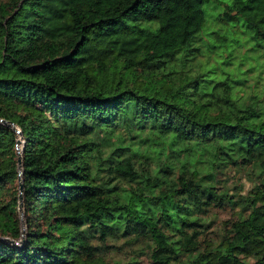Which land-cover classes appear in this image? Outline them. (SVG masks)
Instances as JSON below:
<instances>
[{
    "label": "trees",
    "instance_id": "16d2710c",
    "mask_svg": "<svg viewBox=\"0 0 264 264\" xmlns=\"http://www.w3.org/2000/svg\"><path fill=\"white\" fill-rule=\"evenodd\" d=\"M210 1L0 0V264H118L98 252L120 237L151 264H264V0ZM205 3L218 53L194 69Z\"/></svg>",
    "mask_w": 264,
    "mask_h": 264
},
{
    "label": "rangeland",
    "instance_id": "374dc122",
    "mask_svg": "<svg viewBox=\"0 0 264 264\" xmlns=\"http://www.w3.org/2000/svg\"><path fill=\"white\" fill-rule=\"evenodd\" d=\"M218 2V1H217ZM216 2V3H217ZM214 1L211 0L210 4H213ZM220 3V2H219ZM222 4V3H220ZM222 6V5H221ZM214 8V7H213ZM205 9L207 11V20L205 22V28L196 36V44L198 47V53L196 55V59L192 61V64L194 69H196L198 62H204L206 60H209V62L213 61L215 58L212 59L214 56L213 54L218 53V49L215 47L210 48L209 41L204 38L205 37V30L214 28L216 26L215 21L212 19L214 12L218 9L215 7V9H212L208 7V4L205 3ZM206 39V40H205ZM240 49L238 48L235 50V53L239 54ZM249 59H246L245 65H247L250 62V59H252V54L248 53ZM256 71V70H255ZM203 71L202 76H200V91H209L212 86L215 83V79H213L209 75H205ZM254 77V76H252ZM14 128H18L17 126L13 125ZM19 129V128H18ZM17 132V131H16ZM17 143L15 144L16 147V153L17 158L21 155L22 151V145H23V137L21 133H17ZM224 185L225 187L229 188L230 193H244L248 190L249 187H251L252 182L247 179V176L239 169L236 168H230L228 169L224 174ZM239 207L237 205H231L230 203H226L223 206H213L210 208V211L208 212L210 215V219L212 221V226L204 231L201 235V238L209 237L211 239H215L217 236V231L220 229L222 221L233 218L238 214ZM155 207H153L150 212L154 214ZM22 228L25 230V224H24V218L20 214ZM10 241L16 242L18 240H12ZM92 241L96 242V239H93ZM112 243H115V246L103 248L99 250L98 253L103 254L104 258L108 261L115 262L118 264H131L130 261L133 259L136 260L135 264H151L147 249L150 245V241L147 238L138 237L137 239H130L125 237H120L119 239L115 241H111ZM247 260L252 261L253 259L251 257H247Z\"/></svg>",
    "mask_w": 264,
    "mask_h": 264
},
{
    "label": "water",
    "instance_id": "95a60500",
    "mask_svg": "<svg viewBox=\"0 0 264 264\" xmlns=\"http://www.w3.org/2000/svg\"><path fill=\"white\" fill-rule=\"evenodd\" d=\"M11 126H13V124L12 123H9ZM15 130L19 133L20 132V130L17 128H15ZM17 163H18V169H19V172H18V176H19V212H20V214L22 215V191H23V184H22V181H21V172H22V170H21V157H20V155L18 156V158H17ZM23 234V233H22ZM16 243H18V241L16 242Z\"/></svg>",
    "mask_w": 264,
    "mask_h": 264
}]
</instances>
